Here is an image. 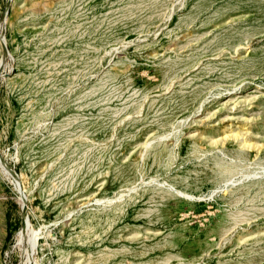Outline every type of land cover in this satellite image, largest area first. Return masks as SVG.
<instances>
[{
  "label": "rangeland",
  "instance_id": "374dc122",
  "mask_svg": "<svg viewBox=\"0 0 264 264\" xmlns=\"http://www.w3.org/2000/svg\"><path fill=\"white\" fill-rule=\"evenodd\" d=\"M0 264H264V0H0Z\"/></svg>",
  "mask_w": 264,
  "mask_h": 264
},
{
  "label": "water",
  "instance_id": "95a60500",
  "mask_svg": "<svg viewBox=\"0 0 264 264\" xmlns=\"http://www.w3.org/2000/svg\"><path fill=\"white\" fill-rule=\"evenodd\" d=\"M24 221H27V216L24 217Z\"/></svg>",
  "mask_w": 264,
  "mask_h": 264
},
{
  "label": "bare ground",
  "instance_id": "6f19581e",
  "mask_svg": "<svg viewBox=\"0 0 264 264\" xmlns=\"http://www.w3.org/2000/svg\"><path fill=\"white\" fill-rule=\"evenodd\" d=\"M238 134V133H237ZM234 137V136H233ZM234 139V138H233Z\"/></svg>",
  "mask_w": 264,
  "mask_h": 264
}]
</instances>
